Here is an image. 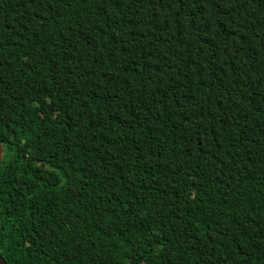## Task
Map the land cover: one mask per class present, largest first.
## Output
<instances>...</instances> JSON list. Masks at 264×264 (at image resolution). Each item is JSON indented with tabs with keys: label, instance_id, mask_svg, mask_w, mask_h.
Returning <instances> with one entry per match:
<instances>
[{
	"label": "trees",
	"instance_id": "16d2710c",
	"mask_svg": "<svg viewBox=\"0 0 264 264\" xmlns=\"http://www.w3.org/2000/svg\"><path fill=\"white\" fill-rule=\"evenodd\" d=\"M8 264H264V0H0Z\"/></svg>",
	"mask_w": 264,
	"mask_h": 264
},
{
	"label": "water",
	"instance_id": "95a60500",
	"mask_svg": "<svg viewBox=\"0 0 264 264\" xmlns=\"http://www.w3.org/2000/svg\"><path fill=\"white\" fill-rule=\"evenodd\" d=\"M3 155H4V147L0 144V168L2 164ZM0 264H8L1 254H0Z\"/></svg>",
	"mask_w": 264,
	"mask_h": 264
}]
</instances>
